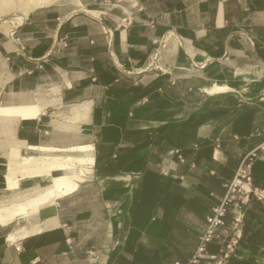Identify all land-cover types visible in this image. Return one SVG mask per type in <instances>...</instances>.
<instances>
[{
    "label": "crops",
    "instance_id": "crops-1",
    "mask_svg": "<svg viewBox=\"0 0 264 264\" xmlns=\"http://www.w3.org/2000/svg\"><path fill=\"white\" fill-rule=\"evenodd\" d=\"M8 108L28 114L0 112V264H147L149 237L159 262L183 246L167 264H188L253 152L251 192L219 231L239 238L226 264L264 263V0H0ZM88 157L74 190L34 202L66 172L26 158ZM201 197L197 230L182 215Z\"/></svg>",
    "mask_w": 264,
    "mask_h": 264
},
{
    "label": "built area",
    "instance_id": "built-area-1",
    "mask_svg": "<svg viewBox=\"0 0 264 264\" xmlns=\"http://www.w3.org/2000/svg\"><path fill=\"white\" fill-rule=\"evenodd\" d=\"M61 45L63 48L67 47L66 40H62ZM20 49L22 50L23 47L20 46ZM157 58L158 55L155 57V61L152 66L153 68L158 63ZM259 149L264 151V143ZM256 156L257 152H253L244 158L237 170L234 179L225 185V196L222 198L219 204L211 207L210 214L206 218V224L197 250L188 264H200L203 260H216L217 255L210 254L208 251L209 245L213 242H216L220 246V259L216 264H226V262L230 259L239 238L235 235L233 238L226 241L225 237L220 233L219 230L225 226L226 216L231 206L239 199V196H244L246 199L248 198L251 190L249 189L250 191H248L245 187H252L251 169ZM238 224L239 221H236L235 227H237Z\"/></svg>",
    "mask_w": 264,
    "mask_h": 264
},
{
    "label": "bare ground",
    "instance_id": "bare-ground-1",
    "mask_svg": "<svg viewBox=\"0 0 264 264\" xmlns=\"http://www.w3.org/2000/svg\"><path fill=\"white\" fill-rule=\"evenodd\" d=\"M0 112L6 113V114L18 113V115L22 114L24 116H26L28 114V110L26 108H22V109H9L8 108L7 110H0ZM82 150L86 151L87 148H83ZM92 161L93 160L89 157L76 159V160L75 159H68V160L63 161V162H61L60 159H57V158H51V159L26 158L25 159V165H27V170H31L35 174H45V173H49L53 170H63L66 172V174L55 178L53 186L49 190H47L46 193H44L40 197H38L34 202L36 204L46 203L47 201H49L51 198L54 197L55 191H57L60 194H66V193L74 190L77 187V182L83 180L85 178V176L90 173V171H91L90 170V164L92 163ZM77 167L80 168L79 174H77V173L75 174V172H73ZM7 179H8L9 184H12V182H13V171H12V169L10 170V173L7 176ZM51 202H53V201H51ZM11 208H13V207H11ZM11 210H13V209H11ZM5 211L11 212V211L6 210V209H5ZM4 220H6V219H4Z\"/></svg>",
    "mask_w": 264,
    "mask_h": 264
},
{
    "label": "rangeland",
    "instance_id": "rangeland-1",
    "mask_svg": "<svg viewBox=\"0 0 264 264\" xmlns=\"http://www.w3.org/2000/svg\"><path fill=\"white\" fill-rule=\"evenodd\" d=\"M236 173H237V171H236ZM236 173H235V175H236ZM161 175V173L159 172V176ZM235 175H234V177H235ZM234 177H233V179H234ZM232 179V180H233ZM231 180V181H232ZM164 183V185L165 186H167V190H168V192L170 193V191H171V186L170 185H167V182H163ZM159 185H161L160 183H159ZM170 186V187H169ZM246 188V187H245ZM181 196H187L189 193L187 192H185V191H183L182 189H181ZM169 195H171V193L169 194ZM200 199V201H196V200H192L191 202V205L189 206V208L191 209V207H192V209L194 210L193 212H192V214L191 213H189V212H186L185 211V213L182 215V219H186V218H188V217H190L191 216V222H192V224H194V227L198 230L199 229V227H200V225H201V216H200V213H199V208H203L204 207V205L203 204H205V201H204V198L203 197H201V198H199ZM198 199V200H199ZM168 205V207L169 208H172L173 207V205H172V203H168L167 204ZM207 205V204H206ZM193 207H195V208H193ZM202 210V209H201ZM196 211L198 212V213H196ZM187 215V216H186ZM205 227V226H204ZM157 228V230H158V236H159V230H162L164 233H166V232H170L171 230H173V232L175 233V235L177 236L176 238L178 239V238H186L187 239V236H188V232H187V229L186 228H183V227H177V228H175V229H171V226H169V225H161V224H159L158 225V227H156ZM203 230H204V228L201 230V233L199 234V236L197 237V246H196V249H195V251H194V253L196 252V250H197V247H198V245H199V242H200V238H201V235H202V233H203ZM190 235V234H189ZM147 244H148V253H147V264H167V263H169L170 262V260H171V258L174 256V255H176V256H178V258H180V259H185V258H187L190 254H188L187 252H186V249L183 247V246H179L178 248H174V250L173 249H165V253L164 254H162L163 255V261L164 262H159V239H158V241H157V243H155L154 245H152V243H151V238L149 237V239H148V242H147ZM217 246H219L218 244H216V245H214V248H215V250L217 251L218 250V247ZM217 247V248H216ZM219 252V251H218ZM194 253L192 254V256L194 255ZM210 254H214V255H217V259L216 260H206V264H216L218 261H219V259H220V256H219V253L217 254V253H215V252H210ZM192 256H191V258H192ZM190 258V259H191ZM201 263H203V262H201ZM264 264V263H263Z\"/></svg>",
    "mask_w": 264,
    "mask_h": 264
},
{
    "label": "trees",
    "instance_id": "trees-1",
    "mask_svg": "<svg viewBox=\"0 0 264 264\" xmlns=\"http://www.w3.org/2000/svg\"><path fill=\"white\" fill-rule=\"evenodd\" d=\"M253 168H254V163L252 165V169H251V176H252V186H253Z\"/></svg>",
    "mask_w": 264,
    "mask_h": 264
}]
</instances>
